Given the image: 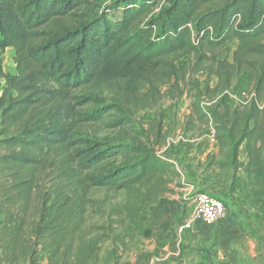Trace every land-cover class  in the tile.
Wrapping results in <instances>:
<instances>
[{
	"label": "trees",
	"instance_id": "16d2710c",
	"mask_svg": "<svg viewBox=\"0 0 264 264\" xmlns=\"http://www.w3.org/2000/svg\"><path fill=\"white\" fill-rule=\"evenodd\" d=\"M96 7L0 0V50L13 48L17 64L9 75L0 61V264H40L41 252L49 264H120L148 213L182 185L155 148L166 142L161 120L137 116L186 88L191 120L212 128L218 146L205 173L230 177L234 193L244 170L243 201L264 214V0ZM245 72L254 80L246 103L220 111Z\"/></svg>",
	"mask_w": 264,
	"mask_h": 264
},
{
	"label": "rangeland",
	"instance_id": "374dc122",
	"mask_svg": "<svg viewBox=\"0 0 264 264\" xmlns=\"http://www.w3.org/2000/svg\"><path fill=\"white\" fill-rule=\"evenodd\" d=\"M117 1L95 0L97 4L95 10L99 13L105 12L108 6L115 5ZM158 10L159 8L154 13H157ZM112 12L113 18L121 17V12ZM236 47L237 44L226 47V52L230 57ZM0 61L7 74L13 75L17 73L15 50L13 48H7L4 51L0 50ZM199 78L203 80L205 74L200 75ZM216 81L214 79L212 85H215ZM4 82V79L0 81V96ZM253 86L254 80L251 73H243L235 80L232 87L218 99L219 110L222 112L232 111L236 107H243L253 90ZM192 101L193 98L188 88H186L184 95L180 98L162 100L155 109L145 110L138 114L137 120L139 124L146 126L153 121L155 116L161 120L164 128L163 132L166 135V142L161 146L156 145L155 148L159 154L171 158L182 175L180 179L182 185L175 187L176 193L174 194L184 196L185 200H188L187 198L192 200L201 191L219 197L227 208V215L224 220L229 216L228 208H231V210L235 209L237 229L241 234L240 241L230 244L231 253H229L225 245L218 241L212 242L210 247L206 248L202 253V264H264V214L256 212L244 203L242 189L237 190L238 186L236 191L232 193L230 188L227 191V185L223 182L217 185L214 184L215 190L211 192L207 189L192 188L193 183L195 184L197 181L203 184L208 183L207 175L209 173H205L204 167H206L207 150H212L215 143L212 128H205L200 132V126L196 118L194 117V120H191L193 118ZM104 133H106V130H103L102 134ZM242 157H245L244 152ZM238 179L239 176H237ZM228 198L231 199L228 201ZM93 221L99 223L97 220ZM87 222L92 226V221L88 220ZM216 232H218L217 228ZM138 239L130 245L126 252H123L121 263L132 264L137 250ZM106 247L110 248L111 244L104 245L101 255L105 253ZM121 250L119 248L120 252ZM209 251L212 254L211 256ZM36 261L40 262V264H49L47 255L44 252L36 256ZM67 262V264H75L72 259H68Z\"/></svg>",
	"mask_w": 264,
	"mask_h": 264
},
{
	"label": "crops",
	"instance_id": "0c3cea01",
	"mask_svg": "<svg viewBox=\"0 0 264 264\" xmlns=\"http://www.w3.org/2000/svg\"><path fill=\"white\" fill-rule=\"evenodd\" d=\"M213 145L212 150H207V153L218 151L216 142ZM238 176L237 187L240 188L238 187L237 190H240L247 180L244 171L238 173ZM207 177L208 183L197 181L193 183L192 188L214 191V184L220 182L209 175ZM223 183L227 185L229 191L230 177ZM187 199L177 194H169L148 213L145 217L146 227L138 239L132 264H202L203 251L208 249L212 242L217 241L225 245L231 253L230 244L240 241L241 235L237 229L235 209L228 208L229 216L225 220L207 224L193 219L196 200ZM188 220H194L191 228L180 233L179 227ZM209 255H212L210 251Z\"/></svg>",
	"mask_w": 264,
	"mask_h": 264
},
{
	"label": "built area",
	"instance_id": "2783aa9c",
	"mask_svg": "<svg viewBox=\"0 0 264 264\" xmlns=\"http://www.w3.org/2000/svg\"><path fill=\"white\" fill-rule=\"evenodd\" d=\"M195 209L193 219L205 222L207 224H215L224 219L227 215V208L224 202L218 197L206 193L198 192L195 197ZM194 220L185 221L179 227V232L183 233L186 229L191 228Z\"/></svg>",
	"mask_w": 264,
	"mask_h": 264
}]
</instances>
